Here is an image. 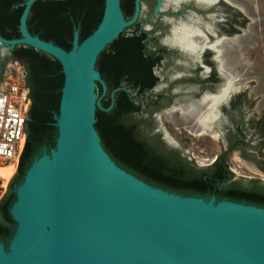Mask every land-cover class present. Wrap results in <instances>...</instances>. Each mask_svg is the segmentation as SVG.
<instances>
[{"label": "water", "instance_id": "obj_1", "mask_svg": "<svg viewBox=\"0 0 264 264\" xmlns=\"http://www.w3.org/2000/svg\"><path fill=\"white\" fill-rule=\"evenodd\" d=\"M36 1L23 4L20 37L0 36V56L24 46L58 61L63 86L53 116L57 137L55 147L43 149L12 187L14 225L7 247L0 241V264H264V208L153 187L118 167L102 147L94 128L96 109L109 111L112 104L101 107L107 88L95 65L100 53L137 22L141 0H134L130 19L121 0H104L98 27L81 42L75 30L69 51L29 33ZM156 1L158 13L161 0ZM177 27L171 30L172 43ZM27 99L24 143L0 203L25 145L29 90Z\"/></svg>", "mask_w": 264, "mask_h": 264}, {"label": "trees", "instance_id": "obj_2", "mask_svg": "<svg viewBox=\"0 0 264 264\" xmlns=\"http://www.w3.org/2000/svg\"><path fill=\"white\" fill-rule=\"evenodd\" d=\"M26 1L0 0V36L8 40L20 37L18 20ZM103 8L104 0H37L31 8L27 28L32 36L69 51L74 31H78L79 42L88 37L98 27ZM122 10L124 17L129 19L132 7L123 3ZM127 30L100 53L95 65L107 88L100 101L101 107L107 109L112 104L109 111L96 109L95 114L94 128L107 155L118 167L153 187L184 197L214 196L217 201L264 208V190L246 189L236 182L223 185L233 179L228 164L233 151H241L245 159L255 160L253 147L240 135L243 129L239 125L227 134L228 150L203 169H197L180 151L168 147L159 134H153L152 112L159 107L152 109L149 104H159L164 97L160 93L150 98L148 91L156 83L152 66L161 48L156 45L153 51L147 46L144 33L128 34ZM14 61L24 67L25 85L31 100L26 141L12 180V184H18L34 158L40 156L43 149L50 151L55 147L57 128L53 116L58 114L63 74L60 64L52 57L19 46L0 59V84L6 66ZM97 89L101 95L99 83ZM141 111L147 117L135 120ZM14 201L13 193L0 203V212L10 223L13 221L9 208ZM11 231L6 226L0 227V241L6 247Z\"/></svg>", "mask_w": 264, "mask_h": 264}, {"label": "rangeland", "instance_id": "obj_3", "mask_svg": "<svg viewBox=\"0 0 264 264\" xmlns=\"http://www.w3.org/2000/svg\"><path fill=\"white\" fill-rule=\"evenodd\" d=\"M229 1L231 6L239 10L241 14H237L236 10L231 9L229 35L223 31L222 15H220V23H216L214 26V32L219 34V38L212 42L221 41V45L217 48L221 51L219 61L222 67L224 66L223 73L225 72V75L234 79L235 92L238 91L237 93L231 92L228 101L226 100L227 102L224 105L227 107L228 103L237 97L242 100L244 126L247 129L246 140L251 142L255 160H247L243 157L241 151H235L229 156L228 164L230 172L233 174L232 182H236L238 186L246 189L263 191L264 135L259 137L258 133L253 130L252 125L257 122L261 123V131L264 132V0ZM221 8L224 7L221 6ZM171 28V26L164 27V35L159 39L160 42L165 36L169 35ZM131 32V29L127 30L128 34H131ZM223 36L227 38L223 39ZM195 39L198 42L200 41L197 37ZM6 54L7 52H4L0 59ZM183 61H186L185 58H183ZM171 74L169 69L160 72V80L162 76L170 80ZM204 78L205 76H201L200 79L203 80ZM222 82L219 81L213 87L202 88L191 85L177 87L176 91L171 90V94L174 92L178 94L170 102V110L159 111L153 118V134H159L168 147L180 151L182 156L186 157L187 161L197 169L212 165L217 156L224 152L228 122L225 117H220L213 125L211 132L218 135L217 139H214L211 133L198 136L199 130L196 118L205 114L209 103L201 102L197 106L198 109L193 112L190 111V108L186 109L184 106L186 102L199 99L203 92L216 95L223 84ZM1 87L2 84H0V90ZM161 88L162 86L157 90L158 93L164 92ZM96 95L98 98L100 97L98 89ZM134 119L140 121L141 118L138 116ZM165 135L172 142H169ZM204 199L207 200L208 198Z\"/></svg>", "mask_w": 264, "mask_h": 264}, {"label": "flooded vegetation", "instance_id": "obj_4", "mask_svg": "<svg viewBox=\"0 0 264 264\" xmlns=\"http://www.w3.org/2000/svg\"><path fill=\"white\" fill-rule=\"evenodd\" d=\"M123 3L127 7H132V9L134 10V0H121V8ZM219 5L223 6L224 8L222 9ZM156 7V0H141L140 14L137 18V22L129 28L132 31L131 34L138 32L144 33V40L148 47L153 48V51L156 45L161 48V50L155 54L156 59L152 66V72L156 78V83L153 88L148 91V95L150 98H154L155 96L160 94L157 90L160 86H162L161 89L164 90V92H162L161 94L163 95L164 99H162L159 104H149V107H151L152 109L157 108V106L159 107L153 110L152 118H154V115H156L159 111L170 110V102L172 101L173 97L177 96L178 94L177 92L171 94V90L176 91L177 87L194 85L204 88L213 87L219 81H223L222 83H224L226 79L220 74L219 62L216 59L215 51L208 48V46L211 45L213 43L212 41L217 39V37L219 38V34L214 32V26L216 23H220V15H222L221 22L223 24V31L229 35L231 9L236 10L238 12L237 14H241L239 10L234 9V7L231 6L229 0H218L212 5H208L197 0H161V7L159 8L158 13L154 12ZM186 23L189 25H184ZM191 23H193V25L195 26L193 28L199 27L200 29H197L199 31H202L201 33L204 34V36L208 39V41L206 42L207 47L198 56V60L194 59L193 54L183 51L177 44L171 42V37H173L171 31L168 36H165L161 40V42L159 40L164 35V27L171 26L172 28H175L181 24H183L181 26L192 27ZM178 28L179 27H177V29ZM204 36H198L197 39H200V41L202 42V40H204L205 38ZM224 38L227 37L223 36V39ZM183 58H185L186 61H183ZM166 69H169L172 73L170 80H168L164 76H162V79L160 80L159 73L163 72ZM201 76H205V78L201 80ZM224 103L225 102H223L221 105L222 108L219 106L220 112L218 114L217 120H219L220 117H225L226 121L228 122L225 136L226 146L224 150V152H226L228 150L227 134L229 130L234 132L236 125H239V128L243 129V133H240V135L245 138V142L248 141L246 140L247 129L244 126V111L242 108V100L240 99V97H237L236 99L230 101L227 107H225ZM198 104V99L194 101L191 100L190 102H186L184 108H190V111L193 112L198 109ZM142 106L143 108L146 107L145 104ZM141 113L142 111L138 112L139 116L147 117L146 113H142V115ZM252 127L253 130L256 131V133H258V136L260 137L262 124L257 122L252 125ZM161 139L165 143L164 139ZM249 143L250 146H252L251 142ZM231 182L232 180L227 181L223 185L227 186L231 184ZM13 186L14 183H11L8 193L6 195L10 196L13 194ZM0 220V227L6 226L8 229H11V226L14 225L13 223H10L5 219L1 212Z\"/></svg>", "mask_w": 264, "mask_h": 264}, {"label": "built area", "instance_id": "obj_5", "mask_svg": "<svg viewBox=\"0 0 264 264\" xmlns=\"http://www.w3.org/2000/svg\"><path fill=\"white\" fill-rule=\"evenodd\" d=\"M24 67L10 62L0 90V197L14 174L24 143L22 128L28 107Z\"/></svg>", "mask_w": 264, "mask_h": 264}, {"label": "bare ground", "instance_id": "obj_6", "mask_svg": "<svg viewBox=\"0 0 264 264\" xmlns=\"http://www.w3.org/2000/svg\"><path fill=\"white\" fill-rule=\"evenodd\" d=\"M199 2L206 3L208 5H212L216 3L218 0H197ZM228 2V1H227ZM177 36L175 37V44H177L183 51L189 52L190 54H198V56L205 50L207 47L206 42L208 39L205 37L204 40L201 41H196V37L198 36H203L201 31H199L196 28L190 27V26H181L179 27L176 31ZM221 45V41H216L215 43L211 44L208 48L212 49L213 51L216 52V59L218 62L219 57L221 55V51L217 48V46ZM219 71L223 76L225 77L226 80L229 81H234L233 78H229L227 75H224L223 73V67L220 62L219 65ZM235 82V81H234ZM236 89L234 86L229 90L228 94H220L219 92L216 95H210V94H205L203 96V99L201 102L203 103H209L207 106V110L205 111V114L197 116L196 121H197V127H198V136H205L211 133L212 137L214 139L218 138V135L216 133L211 132L213 125L217 121L218 118V107L223 103L226 102V100L229 97V94L231 92H235ZM166 137L169 139L170 142L172 140L166 135Z\"/></svg>", "mask_w": 264, "mask_h": 264}, {"label": "clouds", "instance_id": "obj_7", "mask_svg": "<svg viewBox=\"0 0 264 264\" xmlns=\"http://www.w3.org/2000/svg\"><path fill=\"white\" fill-rule=\"evenodd\" d=\"M234 86V81L225 80L224 83L220 86V94H228L229 90Z\"/></svg>", "mask_w": 264, "mask_h": 264}]
</instances>
